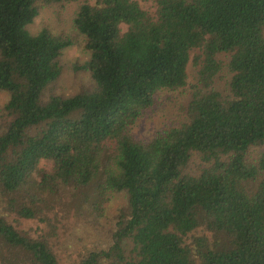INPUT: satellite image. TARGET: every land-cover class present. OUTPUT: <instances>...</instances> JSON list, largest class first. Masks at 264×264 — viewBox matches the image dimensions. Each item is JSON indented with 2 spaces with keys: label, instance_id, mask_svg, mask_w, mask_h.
Here are the masks:
<instances>
[{
  "label": "trees",
  "instance_id": "1",
  "mask_svg": "<svg viewBox=\"0 0 264 264\" xmlns=\"http://www.w3.org/2000/svg\"><path fill=\"white\" fill-rule=\"evenodd\" d=\"M150 1L151 12L137 0H0V196L43 222L58 193L95 210L125 194L111 242L76 264H264V148L250 155L264 145V0ZM61 2H77L72 25L89 53L80 68L95 83L69 96L46 89L75 40L28 30ZM196 51L187 120L138 138L157 93L187 85ZM193 154L201 166L186 172ZM0 264L60 263L47 238L0 212Z\"/></svg>",
  "mask_w": 264,
  "mask_h": 264
},
{
  "label": "rangeland",
  "instance_id": "2",
  "mask_svg": "<svg viewBox=\"0 0 264 264\" xmlns=\"http://www.w3.org/2000/svg\"><path fill=\"white\" fill-rule=\"evenodd\" d=\"M140 6L149 12L154 7L150 0H137ZM77 2H61L44 6L33 22L28 25L31 33H36L43 27H49L57 34L71 37L75 40L73 45L67 47L61 56V71L55 82L46 89V95L56 93L72 95L80 91L90 90L94 81L89 73L80 67L89 59V53L77 37L72 25V15ZM192 52L188 64V82L183 88L174 90H160L157 93L154 106L146 111L133 127V133L142 139H149L154 132L180 124L187 120L185 106L187 105L193 85L197 82L199 63L194 62ZM227 54H219L218 59L223 63L228 60ZM230 74L224 66L214 81L213 88L221 93L227 92V81ZM7 92H0V125L2 123L1 107L7 101ZM264 145L253 147L250 155L256 158ZM201 166L200 156H191L186 172L194 173ZM39 167L50 169L51 163L41 161ZM39 180V178H35ZM46 203L50 210L42 218L20 219L15 213L7 210L5 199L0 196V212L13 223L18 230L28 234L31 238L45 237L60 264H76L90 250L106 248L111 242V233L115 228L116 217L126 208V196L121 192L113 193L101 209L95 210L90 202H82L79 206L72 203L70 195L58 193L49 197ZM50 203V204H49ZM93 208V209H92ZM208 233V232H207Z\"/></svg>",
  "mask_w": 264,
  "mask_h": 264
}]
</instances>
